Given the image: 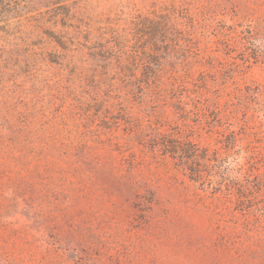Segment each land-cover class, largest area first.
<instances>
[{
    "label": "rangeland",
    "instance_id": "obj_1",
    "mask_svg": "<svg viewBox=\"0 0 264 264\" xmlns=\"http://www.w3.org/2000/svg\"><path fill=\"white\" fill-rule=\"evenodd\" d=\"M263 24L0 0V264H264Z\"/></svg>",
    "mask_w": 264,
    "mask_h": 264
},
{
    "label": "trees",
    "instance_id": "obj_2",
    "mask_svg": "<svg viewBox=\"0 0 264 264\" xmlns=\"http://www.w3.org/2000/svg\"><path fill=\"white\" fill-rule=\"evenodd\" d=\"M264 28V24L261 25ZM260 56V54H259ZM258 57V55H257ZM256 56L254 57L255 59L257 58ZM263 60H264V55H263ZM257 60V59H256ZM256 94H258V91H256V89L254 87H247L245 92H243L241 95L245 100V103H247V101H249L250 99L256 97Z\"/></svg>",
    "mask_w": 264,
    "mask_h": 264
}]
</instances>
